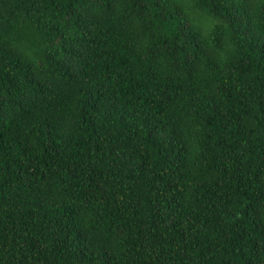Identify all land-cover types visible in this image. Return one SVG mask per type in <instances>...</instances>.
Here are the masks:
<instances>
[{
  "label": "trees",
  "instance_id": "16d2710c",
  "mask_svg": "<svg viewBox=\"0 0 264 264\" xmlns=\"http://www.w3.org/2000/svg\"><path fill=\"white\" fill-rule=\"evenodd\" d=\"M0 264H264V7L0 0Z\"/></svg>",
  "mask_w": 264,
  "mask_h": 264
},
{
  "label": "snow or ice",
  "instance_id": "6c2138e0",
  "mask_svg": "<svg viewBox=\"0 0 264 264\" xmlns=\"http://www.w3.org/2000/svg\"><path fill=\"white\" fill-rule=\"evenodd\" d=\"M246 2L249 10L254 14L259 12L260 7H264V4H259L258 0H246Z\"/></svg>",
  "mask_w": 264,
  "mask_h": 264
}]
</instances>
